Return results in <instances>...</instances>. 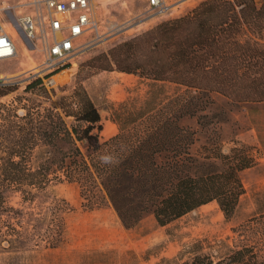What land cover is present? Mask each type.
Here are the masks:
<instances>
[{
    "label": "trees",
    "instance_id": "16d2710c",
    "mask_svg": "<svg viewBox=\"0 0 264 264\" xmlns=\"http://www.w3.org/2000/svg\"><path fill=\"white\" fill-rule=\"evenodd\" d=\"M262 32L264 0H204L110 49L106 57L116 70L184 89L156 106L154 99L142 106L121 102L114 116L119 131L104 140L100 113L84 89L71 99V109L35 104L22 115L0 113L6 121L0 212L6 211V191L30 196L66 181L78 183L82 195L102 192L125 227L146 213L166 225L212 201L231 218L244 193L240 172L256 163L251 146L232 139L234 146L224 152L221 142L210 139L200 154L193 151L196 130L185 121L201 127L228 121L231 110L216 108L214 93L234 105L264 101V42L257 36ZM182 264H264V239L218 256L196 253Z\"/></svg>",
    "mask_w": 264,
    "mask_h": 264
},
{
    "label": "rangeland",
    "instance_id": "374dc122",
    "mask_svg": "<svg viewBox=\"0 0 264 264\" xmlns=\"http://www.w3.org/2000/svg\"><path fill=\"white\" fill-rule=\"evenodd\" d=\"M41 1L0 0V17L17 45V55L0 62V71L13 76L5 87L0 88V113L12 109L22 115L35 104L71 109L74 108L69 104L71 99L84 89L100 113L102 126L107 120L116 125L114 135L119 131L114 119L115 109L121 102L142 106L146 99H154L153 105L156 106L167 103L169 97L183 91L184 87L171 82L154 83L137 77V74L118 71L106 54L116 45L162 21L186 14L204 0H163L170 6L163 14L155 13L148 0H91L98 29L78 40L79 53L57 71L54 76L56 85L52 87L45 86L40 76L29 77L30 70L40 66L42 53L25 37L19 24V16L34 13ZM10 22L18 28L19 36ZM257 36L264 42V32ZM37 80L40 83H36ZM154 84L158 90L151 95ZM62 97L67 98L65 104L61 103ZM213 98L216 108L231 110L228 121L203 127L193 120H187L185 124L196 130L198 140L193 151L200 154L206 152L202 145H208L210 139H216L218 145L221 142L222 151L228 152L234 146L232 139L240 133L244 135V141H236L251 146L256 163L240 172L244 193L236 210L231 218L226 219L217 203L212 201L171 221L165 228L154 222L151 213L144 214L143 220L133 227L136 231L143 228L148 234L154 232V236L149 239L144 252L139 253L141 245L138 242L134 244L135 257L131 264H182L196 253L218 256L243 242L264 239V101L249 100L234 105L218 93H214ZM150 105L152 102L147 106ZM68 122L83 125L72 118ZM5 126L6 121L0 115V141L3 143L6 142ZM100 137L104 140L101 132ZM80 190L78 183L63 181L33 190L30 196H24L21 191H6V211L0 212L1 221H4L0 229L5 231V237L0 238V264H52L51 248L62 238L66 214L74 209H88L106 203L102 192L82 195ZM150 217L155 227L148 221ZM10 227L16 228L18 234Z\"/></svg>",
    "mask_w": 264,
    "mask_h": 264
},
{
    "label": "built area",
    "instance_id": "2783aa9c",
    "mask_svg": "<svg viewBox=\"0 0 264 264\" xmlns=\"http://www.w3.org/2000/svg\"><path fill=\"white\" fill-rule=\"evenodd\" d=\"M148 5L157 14L170 8L163 0H148ZM19 24L25 37L42 53L40 66L31 69L29 77L40 76L47 87L56 85L57 71L79 53L78 40L98 29L91 0H42L34 13L19 16ZM16 55L15 39L0 17V62ZM11 77L0 71V87Z\"/></svg>",
    "mask_w": 264,
    "mask_h": 264
},
{
    "label": "crops",
    "instance_id": "0c3cea01",
    "mask_svg": "<svg viewBox=\"0 0 264 264\" xmlns=\"http://www.w3.org/2000/svg\"><path fill=\"white\" fill-rule=\"evenodd\" d=\"M115 128L114 122L107 120L102 126V138L107 139ZM243 136L240 133L233 139L244 141ZM148 221L153 226L156 222L151 217ZM167 225L158 226L165 228ZM134 228L122 224L110 203L91 209L71 210L66 214L60 242L51 248L52 264H131L135 257L134 244L138 242L141 245L139 253L144 252L154 236V232L148 234L143 228L137 231Z\"/></svg>",
    "mask_w": 264,
    "mask_h": 264
},
{
    "label": "bare ground",
    "instance_id": "6f19581e",
    "mask_svg": "<svg viewBox=\"0 0 264 264\" xmlns=\"http://www.w3.org/2000/svg\"><path fill=\"white\" fill-rule=\"evenodd\" d=\"M10 26L13 28V30L16 32V33H18V36H19V30H18V28H16V26L14 25V23H12V22H10ZM21 39V38H20ZM25 41V40H24ZM216 221H214V223H215ZM222 226V225H221ZM212 227V226H211ZM214 230V229H213ZM199 231V230H198ZM193 233V232H192Z\"/></svg>",
    "mask_w": 264,
    "mask_h": 264
},
{
    "label": "clouds",
    "instance_id": "9594fccd",
    "mask_svg": "<svg viewBox=\"0 0 264 264\" xmlns=\"http://www.w3.org/2000/svg\"><path fill=\"white\" fill-rule=\"evenodd\" d=\"M103 159H104V160H108V159H110V158H109V157H103Z\"/></svg>",
    "mask_w": 264,
    "mask_h": 264
}]
</instances>
